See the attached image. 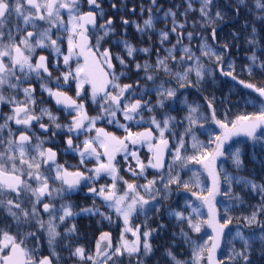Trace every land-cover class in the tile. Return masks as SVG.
<instances>
[{
  "label": "snow or ice",
  "instance_id": "snow-or-ice-1",
  "mask_svg": "<svg viewBox=\"0 0 264 264\" xmlns=\"http://www.w3.org/2000/svg\"><path fill=\"white\" fill-rule=\"evenodd\" d=\"M198 3L196 7L194 0H182L178 7L163 10L159 0H148V7L139 6L142 17L147 13L142 23L121 16L124 36L114 43L122 52L113 53L104 44L116 34L115 18L105 13L103 0H0V264H149L157 251L154 236L168 225L152 227L147 221L181 191L207 207V217L188 199L183 210L168 209L178 231L164 247L165 264H253L255 253L264 257V183L240 175L246 153L239 142L229 145L233 137L243 136L245 144L264 149V85L239 78L230 50L241 33L233 31L231 43L219 40L218 26L226 16L216 0ZM110 7L116 14L121 8L137 12L124 3ZM227 7L237 16L242 10L253 14L245 24L250 55L242 71L250 77L264 73V46L257 38V21L264 26V0H229ZM193 12L199 21L190 17ZM157 22L166 27L157 32ZM130 24L149 41L156 33L158 46L131 43ZM202 29L210 31L206 35ZM197 37L199 46L194 48ZM133 71L137 79L123 83L121 78ZM217 72L249 90L243 102L259 105L258 111L229 120V111L218 116L214 95L204 97V111L189 103L182 90L202 92ZM73 86L74 96L69 95ZM50 101L68 118L66 123L46 106ZM89 101L96 115H89ZM100 121L124 134L98 127ZM209 123L220 132L209 133L205 144L199 135ZM133 125L143 130H133ZM58 137L65 153L79 157L77 165L58 161ZM142 147H147L146 159L140 155ZM227 161L231 172L223 167ZM122 163L123 172L133 179L122 175ZM189 165L202 168L210 186L191 191L180 175ZM85 189L92 205L74 204L73 194ZM248 196L259 197L257 204H249ZM246 204L247 215L232 214ZM110 213L122 220L119 239L114 242L105 231L94 250L80 245L77 217L113 223ZM134 216H143L144 222L133 224ZM205 228L211 235H201ZM222 242L228 252L218 256ZM177 244L188 246L189 260L178 256ZM45 245L48 254L41 251Z\"/></svg>",
  "mask_w": 264,
  "mask_h": 264
},
{
  "label": "trees",
  "instance_id": "trees-1",
  "mask_svg": "<svg viewBox=\"0 0 264 264\" xmlns=\"http://www.w3.org/2000/svg\"><path fill=\"white\" fill-rule=\"evenodd\" d=\"M165 1H166L165 7L163 8V10H166L174 6L178 7L182 3V0H165ZM249 2L251 3L252 0H249ZM194 3L196 7H199L198 0H194ZM216 3L220 5L221 10L225 13L226 16L225 21L218 26L219 40L221 42L227 41L231 43L232 40L230 34L233 31H239L241 33L240 40L236 43V46H234L230 50L231 58L235 61L236 64V70L240 74L239 78L246 81H250L252 83H256L258 85H264V73L257 72L253 77H250L247 72L242 71V66L248 62L247 56L250 55L249 46L245 43L244 40L245 35H247L250 29H245V24L253 20V14L246 10H242L239 16L235 15L234 11L231 8L227 7L229 0H216ZM142 4L145 7H148V1L145 0L135 2L134 6L137 8L136 17L140 18L143 21L145 15L142 17L139 12V6ZM180 11H183V9L181 8ZM190 17H195L197 21H199L200 19L198 13L196 12L190 13ZM164 25H166L164 22H157L156 24L157 32L159 31V29L165 28ZM257 28H258L257 38L261 40V46H264V26H261L260 23L257 21ZM202 30L205 31L206 35L210 31V29H202ZM158 39L159 37L156 33L152 34L151 41H149L147 35L141 36V34L137 32L135 33V36L132 38L131 42L132 43L149 42L150 44H146V46H158ZM198 41H199V37H197V39L193 42L192 46L194 48H197L199 46ZM172 42L174 43L175 40L173 39ZM185 43H187V41H185ZM257 51H259V49H257ZM138 59H140V57H138ZM141 62L143 61L141 60ZM210 67H214V65H210ZM191 75L192 78L194 79L195 78L194 73H192ZM136 79H137V74H135V80ZM141 83L143 84L144 81H141ZM148 83L150 85L151 82ZM182 91H184L185 95L188 96L189 103H192L194 105L195 104L200 105L201 111H204V109L206 108L204 97L214 95L216 98L218 116L220 118H223L224 113L226 111L230 112L228 119L232 120L235 119L237 115L245 114V113L251 114L253 112L258 111L259 109V105L253 107L252 105L244 104L243 102L245 98L244 94L249 92V90L244 89L242 85L237 84L235 81H232L230 77L221 76L218 72L216 73L214 79L211 78L209 79V82L205 84L202 92H198L195 89H187ZM154 99L155 98L153 97V100ZM237 102H239V107H234L233 105H236ZM185 114H186V110L181 111L179 113V118H183ZM173 115H176V113L174 112ZM144 127H147V125H145ZM133 128L137 130L143 129L142 127H137L136 125H133ZM205 129L206 131L201 130L199 139L202 140L205 144H207L209 139V133L218 134L219 129L216 125L211 123L206 124ZM120 130L123 131L122 129ZM244 142L245 141H243L241 145L244 149V152L246 153L244 156L245 168L240 173V175L247 176L249 178H255L258 184L264 183V149H261L259 145H256L253 148L251 146V142H248L246 144ZM223 167L229 170L230 172L233 171L231 161H227L223 163ZM188 169H191V171H189ZM188 169L183 170L180 173V175L182 180L187 181L192 185L191 191H200L202 187L210 186V181L207 179V177H205L202 168L196 165H189ZM149 173L152 174V170H149ZM139 182L143 183L144 181L140 180ZM198 183L199 186H197ZM235 190L239 191L240 187L236 186ZM190 195H191L190 192H184V191H181L178 194H174L169 200L164 201V207L161 209V214L159 216H155V218L153 216L151 219L148 220L149 222L151 221L153 222L154 219V223H148L152 227H157L160 223H164L168 225V227L165 229L163 233L156 235L154 238V247L157 249V251L155 254V258H150L149 264H156L157 260H160L161 264H165V258H163L164 247L165 245L172 243L173 241L172 233L178 231V229L175 227V220L173 218L172 219L169 218L168 209L169 208L175 209L179 207L181 210H183L184 201L185 199L190 200L191 199ZM88 198H91V196L88 195ZM246 200L248 201L249 204L256 205L259 200V197L248 196L246 197ZM89 206H91V204H89ZM245 207L248 208V205L246 204ZM246 208H239L236 210V213H232V214H234V216L247 215L249 208L247 212H246ZM104 210L107 211V209ZM187 211L191 212V209H188ZM140 217H141V223H143L144 217L143 216ZM92 218L94 219L91 220ZM97 219L98 217H90L89 219L90 226L92 224V226L95 228L99 225L98 232L108 231V229L104 225L106 224V221L104 220L101 222L99 219L98 220ZM92 226H91V232L94 229L92 228ZM95 235L97 234L95 233ZM192 235L194 237L196 236L195 233H192ZM201 235H203V231ZM91 237L92 240L95 238L94 235H92ZM176 239H179V237H176ZM234 243L236 244L237 247H239V241H234ZM175 251L180 258L184 260L190 259L191 250L188 248L186 244L175 245ZM227 252H228V247L226 246L225 243H222L221 250L218 252L219 253L218 256H221L222 253H227ZM253 258H254L253 264H264V257H261L258 253H255L253 255Z\"/></svg>",
  "mask_w": 264,
  "mask_h": 264
},
{
  "label": "flooded vegetation",
  "instance_id": "flooded-vegetation-1",
  "mask_svg": "<svg viewBox=\"0 0 264 264\" xmlns=\"http://www.w3.org/2000/svg\"><path fill=\"white\" fill-rule=\"evenodd\" d=\"M139 1H144V0H103V8L104 11L107 15H112L115 18V28H116V34L112 37L109 38L108 42H106L104 44V47H111V50L113 51V53L116 52H122V49L119 48L114 41L120 38H123L124 33H123V28L125 26H123L120 23V18L121 16L128 18L130 20H134L137 21L139 23H142L143 21L136 17V14H132L130 11H127L123 8H121L119 14H116V11L114 9H112L110 7L111 3L115 2L118 5H120L121 3H124L127 5V8H132L135 7L134 3L135 2H139ZM148 1V0H145ZM165 0H159V3H161V5L163 6V8L165 7ZM145 18L147 17V13L144 14ZM144 18V19H145ZM162 16L160 17V20L162 21ZM127 27V39L131 42L132 38L135 36V33H137L135 27L133 25H128ZM164 27H166V25H164ZM132 43V42H131ZM134 45H136L137 47H142V46H146V44H150L149 42H134ZM66 47V46H65ZM140 59L143 61V54H141ZM135 72H131L129 73V77L125 78L122 77L121 81L123 83H132L135 81ZM54 76L59 75L58 72H54L53 73ZM86 89L90 90V86L86 85L85 86ZM37 90L39 91L38 85H37ZM69 95H75V89L74 86L72 88L71 91H69ZM44 99H48L47 94H44L43 96ZM47 107H50L53 112L57 115H59L61 117V122L62 123H66L68 121V118L65 117V114L63 112H57L56 111V106L54 101H50L48 105H46ZM86 108L88 110L89 115H96L97 114V109L95 105H92L91 102L89 101V103L86 105ZM8 109L5 107L3 108V111H7ZM45 123H48L47 117H45L44 119ZM37 132H39V129H37ZM84 137H80V140H82ZM75 142H79V141H75ZM56 143L58 145H60L61 147V151L60 154L58 155V161L60 163H67L68 165L71 166H75L78 164L79 161V157L71 152L65 153L63 151V148L66 147L65 145H63V140L62 138L58 137ZM91 166V164L89 165ZM91 198H88V194H87V190L85 189L84 191H81L79 193L73 194L72 196V201L74 204L78 205V206H89V204L92 205V200H90ZM45 219H47V217H44ZM77 227L79 229V233H80V237H79V244L84 246V247H90L91 243H92V235L93 233L91 232V226L89 223V216H81V217H77ZM95 244V243H94ZM42 252H44V254H48L47 253V246L45 245L42 249ZM62 255L67 258L68 257V253L67 252H63ZM69 264H71V262L69 261Z\"/></svg>",
  "mask_w": 264,
  "mask_h": 264
},
{
  "label": "rangeland",
  "instance_id": "rangeland-1",
  "mask_svg": "<svg viewBox=\"0 0 264 264\" xmlns=\"http://www.w3.org/2000/svg\"><path fill=\"white\" fill-rule=\"evenodd\" d=\"M97 126H98V127H105L106 130H108V131H112V132H115V133L118 134V135H123V134H124L123 131H121L120 129L115 128L113 125H108V124H106L104 121H100V122H98V125H97ZM218 129H219V128H218ZM133 130H137V129L133 128ZM139 130H143V129H139ZM219 132H220V129H219ZM243 141H246V138L243 137V136L233 137L232 140L229 141V145H233V144H235V143H237V142H239V143L242 144ZM226 147H227V145H226ZM140 155H141V157H142L143 159H146V158H147V156L149 155V153H148V151H147V147H142V148H140ZM117 159H121V157L118 156ZM123 167H124V165H123V163H122V164H121L122 175H124L126 179H130V180L133 179L132 177H130V175H129L128 173L123 172ZM202 171H203L205 177H207V179L210 181L209 177L207 176V173L204 172L203 169H202ZM148 175H149V177H151L152 174H151V173H148ZM190 198H191L190 201H192V202L194 203V205L199 206V211H200V213L202 214V216H203V217H207V212H208L207 207L200 206V202H199V201H196V199H195L194 196H191V195H190ZM217 199L219 200V199H221V198L218 197ZM90 200H92V198H91ZM100 203H101V202H100L99 200H97V205H100ZM219 207H220V211L222 212V210H223V209H222V208H223V204H221ZM242 208H246V207L243 206ZM247 210H248V208H246V212H247ZM107 211H108V210H107ZM191 211H192V210H191ZM233 213H236V211H234ZM110 214L113 215L114 222H113V223H109V221L105 220V221H106V224H104V225H105V227L108 229V231H106V232H110V233H111L112 239H113V241L115 242V241H117V240L119 239V236H120V233H121V230H122V227H123V223H122V220H120L119 218H116V217H115V214H114V213H110ZM233 215H234V214H233ZM154 218H155V216H154ZM169 218L172 219L170 216H169ZM89 219H90V217H89ZM93 219H94V218H92L91 220H93ZM98 219L100 220L99 217H98ZM98 219H97V220H98ZM132 222H133V224L141 223V217H135V216H134V217L132 218ZM147 223H154V219H153V222H152V221H151V222L147 221ZM91 226H92V224H91ZM230 226H232V228H234V225H230ZM92 228H94V227L92 226ZM98 229H99V225L93 229L92 233H93V235H94L95 238L93 239V241H92L90 247H87V246L85 247L86 249L94 250V248H95V244H96V241H97V239L99 238L101 232H105V231H100V232H98ZM226 231H227V230H226ZM204 232H207L208 234L211 235V229L205 228V229L203 230V234H204ZM95 233H96L97 235H95ZM129 238H131L130 235H129ZM154 238H155V236H154ZM94 243H95V244H94ZM153 243H154V241H153ZM222 243H223V242H222ZM218 254H219V253H218ZM253 259H254V258H253Z\"/></svg>",
  "mask_w": 264,
  "mask_h": 264
}]
</instances>
